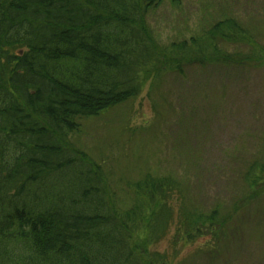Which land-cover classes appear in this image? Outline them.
Segmentation results:
<instances>
[{"label": "trees", "instance_id": "1", "mask_svg": "<svg viewBox=\"0 0 264 264\" xmlns=\"http://www.w3.org/2000/svg\"><path fill=\"white\" fill-rule=\"evenodd\" d=\"M164 1L0 0V264H174L155 250L167 238L219 252L230 235L231 213L190 207L170 176L131 183L124 207L76 144L165 71L264 63L262 34L233 18L163 46L148 15ZM245 180L264 194V159Z\"/></svg>", "mask_w": 264, "mask_h": 264}, {"label": "rangeland", "instance_id": "2", "mask_svg": "<svg viewBox=\"0 0 264 264\" xmlns=\"http://www.w3.org/2000/svg\"><path fill=\"white\" fill-rule=\"evenodd\" d=\"M227 18L259 31L264 43V0H165L149 12L148 24L168 46ZM76 144L102 165L124 207L132 202L129 185L154 174L178 180L192 208L232 214L219 252L204 247L210 237H169L155 246L174 264H264V194L245 180L264 159V63L165 71L137 97L85 120Z\"/></svg>", "mask_w": 264, "mask_h": 264}]
</instances>
